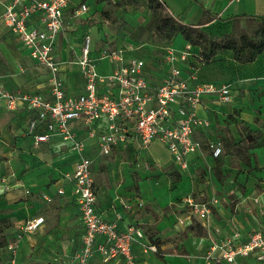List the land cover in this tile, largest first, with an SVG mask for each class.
<instances>
[{
  "label": "crops",
  "instance_id": "obj_1",
  "mask_svg": "<svg viewBox=\"0 0 264 264\" xmlns=\"http://www.w3.org/2000/svg\"><path fill=\"white\" fill-rule=\"evenodd\" d=\"M84 1L90 9L94 5L96 7L104 3V1L96 3L95 0ZM110 1L115 3L119 0ZM160 1L182 25L197 24L204 18L203 10L207 11L213 19L204 24L203 28L210 34L218 36L229 30L230 22L227 19L233 16L245 14L264 17V0ZM90 9L88 14L78 19L71 16L70 10L64 12V29L57 42L61 62L67 61L66 56L73 51L71 45H67V30L77 27L80 32L88 28L96 29L90 21ZM0 31L1 36L6 38L14 50L33 62L25 51L18 48L15 38L2 25ZM85 34L87 32H81L79 38L81 42ZM186 44L181 35H177L170 40L160 39V45H156L148 52L151 59L147 61L149 65L146 64L145 75L150 84L157 85L168 70V66L163 64L158 56L163 48L172 47L180 50ZM105 45L108 44L100 40L97 56L98 50ZM124 45L121 43L114 48ZM192 51L196 56L197 50L192 47ZM261 56H264V53L254 62L246 64L235 62L229 51L217 53L214 61L209 64L199 62L197 56L188 59V65L197 69V80L191 84L229 83L232 99L229 103L218 104L208 97L202 98L196 108V114L199 118L208 120L209 127L196 128L193 138L201 142V149L189 156L185 171H181L167 150L156 142L146 151L138 150L134 144L118 146L109 156H101L97 151L96 139H86L88 145L83 155L92 160L91 173L96 193V209L101 219L113 221L115 213H120L122 216V220L118 222L120 229L133 224L142 230L143 241L153 245H155L152 243L153 240L158 241L155 245L156 253H143L139 245L133 246L132 252L141 264H165L156 254H163L166 258L170 256L167 253H171L173 247L178 249L185 247L191 252L195 247L198 249L195 253L199 254L203 249L207 251L213 241L230 236L235 231L246 237L254 231L264 230V215L258 210V207L264 208V191H261L264 190L262 169L264 147L249 151L255 156L258 165L252 163L244 172H239L240 167L233 165L236 158L224 157L222 153L218 158L222 162L220 168L225 176L222 183H219L213 174L216 159L207 148L209 141L219 140L222 143L224 138L237 141L235 134L237 132L240 139L241 126L264 133V76L260 75V72L248 75L242 73L245 67L252 70V65L262 61ZM230 60L239 66H233L229 63ZM33 64L37 65L34 62ZM188 65L184 66L185 77ZM229 70L231 73L234 71L233 76L228 75ZM43 71L46 79L35 85V91L39 85L46 84L49 78L48 72L44 69ZM63 71L61 69V77L64 76ZM0 82L9 90L25 92L7 85L8 79L3 75L0 76ZM83 85L82 81V89L71 94L83 91ZM66 88L70 93L69 88ZM27 121L28 115L24 111L10 112L0 108V264H10L11 256L7 245L19 233L22 224L35 218H42L43 222L34 231L22 235L16 249V264H75L73 257L81 247L84 230L72 196L73 183L67 175L72 174L78 156L55 137L46 143L35 145L26 135ZM96 126L99 133L102 130L101 126ZM75 129L79 137L86 138V129L80 126ZM141 153L143 157L139 164L138 157ZM227 158L232 159L233 164L230 165ZM145 160L155 162L156 166L146 168ZM169 171L180 174V181L173 189L167 175ZM203 176L205 181L197 180V177ZM240 185L244 187L242 193L237 189ZM59 189L63 191L62 194L57 193ZM193 190L201 191L199 195L206 192L208 197H213L214 192L219 191V195L216 196L218 203L206 220H192L190 212L183 205L182 199L189 196ZM231 191L237 199L235 205L230 204ZM43 195L51 200L45 201ZM254 198L258 200V204L252 202ZM178 219L183 220V225L177 223ZM192 223L198 225L203 235L193 236L185 231ZM174 237L180 239L174 240ZM100 240L101 238H98L97 242ZM238 263L264 262L246 257L240 258ZM89 264H124V261L122 258H113L102 262L100 256L94 253Z\"/></svg>",
  "mask_w": 264,
  "mask_h": 264
},
{
  "label": "built area",
  "instance_id": "obj_2",
  "mask_svg": "<svg viewBox=\"0 0 264 264\" xmlns=\"http://www.w3.org/2000/svg\"><path fill=\"white\" fill-rule=\"evenodd\" d=\"M0 5V25L15 38L18 48L49 74L46 84L30 93L9 90L0 82V108L27 113L26 135L35 145L55 137L78 156L72 174L67 175L73 183L72 196L84 230L81 247L73 257L75 264H89L94 253L102 262L122 258L124 264H141L132 252L133 246L139 245L143 253H156L157 248L143 241L139 227L128 224L120 229V213H115L113 221L99 216L92 160L83 155L88 145L86 139H96L101 156H109L118 146L134 144L138 150L146 151L156 142L167 150L179 169L185 171L189 156L201 149V142L193 138L196 128L209 127L208 120L197 116L196 108L205 97L218 104L229 103L232 99L230 84H191L197 80V69L188 65V59L196 56L192 46L186 44L180 50L163 48L158 56L168 70L157 85H152L145 75L146 59L133 55L137 50L133 45L104 46L98 50L97 58L91 59V39L85 34L78 60L83 91L71 94L60 74L58 36L64 29V12L70 10L71 16L78 19L89 13V5L84 0H0ZM102 60L112 66L109 75L95 72L96 63ZM186 64L189 66L187 77L183 76ZM96 125L101 126L99 133ZM77 126L86 129V138L77 135ZM207 148L213 158L223 153L219 140L209 141ZM57 193L63 191L59 189ZM42 198L47 202L51 200L44 195ZM182 201L192 220H206L218 202L217 199L197 202L191 196ZM42 222V218H35L22 224L19 233L7 245L10 264H16V249L22 235L34 231ZM177 223L183 225L184 222L178 219ZM98 238L101 240L97 242ZM246 257L264 262V230L246 237L235 231L213 241L204 255L207 264H239L238 260Z\"/></svg>",
  "mask_w": 264,
  "mask_h": 264
},
{
  "label": "rangeland",
  "instance_id": "obj_3",
  "mask_svg": "<svg viewBox=\"0 0 264 264\" xmlns=\"http://www.w3.org/2000/svg\"><path fill=\"white\" fill-rule=\"evenodd\" d=\"M90 10V21L96 26V29L88 28L83 29L81 32H87V34L90 36L91 59H94V57L97 56V48L100 44V40H102L108 44L105 46H109L111 48L117 47V45H120L121 43L133 45L134 48L137 49L133 55L147 59L146 64L149 65V62L147 61H149L151 57L148 56V52H150L151 49L153 50L156 45H160V39L154 33V19L151 12L146 9L144 0H136V3L122 6H115L112 1L105 0L102 5L96 7L94 5V7ZM81 32L78 31V27L76 29L73 28L67 30V45H71L73 51H70L69 55L66 56L67 61L61 62L60 64V68L64 70V76L62 77L63 82L65 83L66 87L69 88L70 93H74L75 91H80L82 89L81 84L83 79L78 66L82 45V42L79 39ZM1 34L2 31H0V76L3 75L7 77V85L11 87H15L29 93L34 92L35 85L39 82H44L46 79L42 67L33 64V62L29 61L21 53L14 50L6 38L1 36ZM260 60L262 61H257L254 65H252L254 68H252V70H248V67L243 66L245 68L242 69V73L248 75L252 72H260V75L264 76V56H261ZM231 62L232 61L230 60L229 63L233 66H239ZM111 71L112 66L107 61H99L96 63L95 72L98 75H109ZM230 74L233 76L234 71L231 73L229 70L228 75L230 76ZM235 138L236 140H239L237 137V132L235 134ZM250 141H252V138L247 139V142ZM252 154L253 153H249L251 164L254 163L255 165H258V161H256L255 156H252ZM142 157L143 154L141 153L138 157L139 164L142 162ZM227 161L230 165L231 163L233 164L232 159L227 158ZM144 163L146 168H152L153 166H156V163L151 160H145ZM234 163L235 164L233 165H235V167H240L239 172H244V170H246V166L238 160L235 159ZM167 175L170 179V187L173 189L176 184L172 182V177L174 174L172 171H169ZM197 180L205 181L204 176L202 178L197 177ZM237 189H239V191L242 193V189H244V187L240 185ZM200 192L201 191L199 190H193L189 193V196H191L194 201L205 202L211 199H217L216 196L219 195V191H215L213 197H208L206 192H203L204 195H199ZM230 194L232 201L230 204L235 205L237 201L236 196L232 191ZM254 199H252V202L254 204H258L259 202L255 203L253 201ZM258 210L261 215H264V208L258 207ZM251 212L253 211L251 210ZM194 223H192L194 228L190 229V227H187L185 231L191 233L193 236H196L198 235V232H200V229L198 228V225H195ZM201 235H203L202 232ZM178 238L180 239V237H174V240ZM171 249H173L171 250V253H167L170 254V256H167L166 258L163 256V254H156V256L161 262L165 264H207L204 259L206 249L200 251L199 254L195 253L198 251V249H195V247L193 252L189 251L185 247H181L179 249L177 247H173ZM200 256H202V258H200Z\"/></svg>",
  "mask_w": 264,
  "mask_h": 264
},
{
  "label": "trees",
  "instance_id": "obj_4",
  "mask_svg": "<svg viewBox=\"0 0 264 264\" xmlns=\"http://www.w3.org/2000/svg\"><path fill=\"white\" fill-rule=\"evenodd\" d=\"M102 1L105 0H95L96 3ZM144 1L146 9L151 12L154 19L155 35L165 40L181 35L189 46L197 50L196 56L203 64L214 61L219 52L229 51L231 58L239 64L254 62L259 55L264 53V17L245 14L233 16L227 19L230 22L229 30L218 36L204 30L203 25L213 19L205 10H203L204 18L197 24L182 25L172 17L160 0ZM133 3H136V0H119L114 5L122 6ZM239 133L240 139L237 141L232 138L222 139L223 156L234 157L250 168L249 151L264 147V133L252 130L247 126H241ZM249 138H252V141L247 142ZM215 159L213 174L217 181L222 183L225 179L220 168L222 162L218 158ZM173 174L172 182L178 183L180 174L176 171ZM192 228L194 226L190 227V229ZM198 235H201V232H198ZM152 243L156 245L158 241L153 240Z\"/></svg>",
  "mask_w": 264,
  "mask_h": 264
}]
</instances>
